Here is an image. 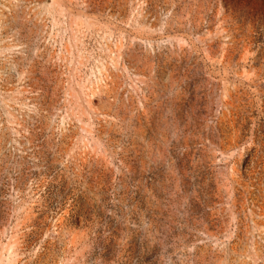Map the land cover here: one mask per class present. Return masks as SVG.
I'll list each match as a JSON object with an SVG mask.
<instances>
[{
	"label": "rangeland",
	"instance_id": "374dc122",
	"mask_svg": "<svg viewBox=\"0 0 264 264\" xmlns=\"http://www.w3.org/2000/svg\"><path fill=\"white\" fill-rule=\"evenodd\" d=\"M0 264H264V0H0Z\"/></svg>",
	"mask_w": 264,
	"mask_h": 264
}]
</instances>
